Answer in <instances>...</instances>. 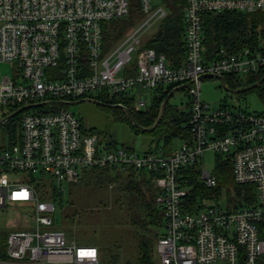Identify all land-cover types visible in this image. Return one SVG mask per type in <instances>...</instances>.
I'll return each instance as SVG.
<instances>
[{
	"label": "built area",
	"instance_id": "1",
	"mask_svg": "<svg viewBox=\"0 0 264 264\" xmlns=\"http://www.w3.org/2000/svg\"><path fill=\"white\" fill-rule=\"evenodd\" d=\"M261 9L264 0H184L186 55L174 67L163 53L143 45L144 32L168 12L164 2L140 0V17L102 53L101 22L125 17L129 0H0V65L16 67L14 77L0 73V125L20 113L15 142L0 149V211L18 214L0 264H103L100 254L96 261L78 258V250L96 246L78 245L64 231L45 228L53 223L62 184L102 167L158 173L156 201L164 226L154 264H264V109L211 108L200 97L208 76L248 81L260 75L252 85L261 86L264 103V44L220 47L211 57L203 47L204 13ZM184 84L189 137L168 151L156 146L138 152L107 142L84 128L66 103L96 99L125 109L132 98L136 109H144L143 89ZM205 151L230 155L234 181L253 186L251 202L232 209L210 200L184 208L187 189L180 186L179 171L201 163ZM45 177L52 187L41 185ZM199 178L206 187L216 184L214 171L202 166Z\"/></svg>",
	"mask_w": 264,
	"mask_h": 264
},
{
	"label": "trees",
	"instance_id": "2",
	"mask_svg": "<svg viewBox=\"0 0 264 264\" xmlns=\"http://www.w3.org/2000/svg\"><path fill=\"white\" fill-rule=\"evenodd\" d=\"M161 1L166 5L168 12L158 22L155 32L143 39V45L163 53L167 64L176 67L182 63L186 55L182 11L184 0ZM139 17L140 12L136 13L135 9L129 7L125 17L102 21V53L108 52L113 45L120 41L128 28ZM203 34V47L207 57L214 56L220 47L234 50L244 45L255 47L264 44V9L255 12L238 10L206 12L203 14ZM259 79L260 75L252 76L246 82L254 83ZM224 82V86L234 88L239 86L241 81L233 76L225 75ZM173 88L174 85H164L154 89L144 109H136L132 98L127 99L124 103L125 109L118 105L112 107L114 113L117 110L120 112L119 119L125 121L134 133L150 136L149 148L162 146L168 151L174 145L175 140L189 137L188 101L186 107L181 109L170 102L172 93L163 113H161L162 101ZM178 89L185 91V88ZM118 99H114L113 102H117ZM19 117L20 113L15 114L1 124L2 126L6 125V131L9 133L5 146L15 142L18 135L17 120ZM158 117H160L158 123L152 129H148L154 125ZM134 122L146 129H139ZM112 142L114 141L112 140ZM214 160L213 171L216 176V184L213 187H206L201 182L199 178L200 161L180 169L178 177L180 186L187 189L183 200L186 210H194L196 205L210 200L223 201L227 208L233 209L243 203L251 202L254 198L252 185H241L234 181L229 154H214ZM157 174L132 168L117 170L112 167H102L84 170L77 181L69 182L76 187L80 185L90 188L100 187L103 192H106L99 202L107 207L111 204L117 210L119 226L124 227L123 229L134 244L137 257L135 264H154L155 244L163 232V210L156 201L159 193V189L155 185ZM243 190L245 193L241 194ZM51 195L54 196L52 190ZM73 215L75 214L73 213ZM67 217L69 218V216ZM6 235V229L0 232V257L6 254ZM103 259V264L122 262L115 253L110 254L107 263Z\"/></svg>",
	"mask_w": 264,
	"mask_h": 264
},
{
	"label": "rangeland",
	"instance_id": "3",
	"mask_svg": "<svg viewBox=\"0 0 264 264\" xmlns=\"http://www.w3.org/2000/svg\"><path fill=\"white\" fill-rule=\"evenodd\" d=\"M162 3L160 0H152L153 4ZM140 0H129L130 9L139 11ZM157 24L153 23L145 32L144 38L155 32ZM16 67L12 62L2 63L0 73L15 76ZM242 79L237 89L251 86ZM200 97L209 103L211 108H217L221 104L247 108L248 110H262L264 103L261 99V86L250 88L244 92L234 93L224 86L222 81L213 76H208L201 82ZM143 93L150 99L153 90L143 89ZM74 100L68 107L82 121L84 128L90 129L107 142L124 144L140 151H146L150 147V136L143 133H134L129 125L119 119L120 112L114 113L113 105H104L96 99ZM188 97L184 90H175L170 102L179 108H185ZM8 139L6 125H0V147L6 145ZM174 141V146L179 144ZM215 165L214 154L205 151L201 156L200 166L213 170ZM22 173H18V176ZM37 173L36 177H40ZM42 186L52 187L49 178L45 177ZM62 193L55 198V210L52 213L53 223L46 229H60L64 231L67 240H73L78 245L96 246L99 254L106 263L110 254L115 253L124 264L136 263V250L132 240L126 234L124 227H120L117 210L111 204L104 206L99 202L103 198L102 188H90L85 185L78 187L69 182L62 184ZM51 195V191H50ZM208 201H205L206 203ZM73 213L75 215H73ZM18 214L13 211H0V232L12 230L16 227L11 224ZM69 216V218L67 217ZM103 259V260H104Z\"/></svg>",
	"mask_w": 264,
	"mask_h": 264
},
{
	"label": "water",
	"instance_id": "4",
	"mask_svg": "<svg viewBox=\"0 0 264 264\" xmlns=\"http://www.w3.org/2000/svg\"><path fill=\"white\" fill-rule=\"evenodd\" d=\"M217 78H219V79L222 81V83L225 84V82H224V77H222V76H217ZM262 80H263V79H261V80L259 81V83H260ZM185 85H186V84L181 85V86H179V87H174V88H173V89H172V90H171V91L165 96V98L163 99L162 104H161V113H163V111H164V109H165V106H166V103H167V101L169 100L171 94H172L175 90H177L178 88H183ZM254 85H255V84H253V85H251V86H254ZM247 88H248V87H244V88H241V89H231V88H228V89H229L230 91L234 92V93H240V92H244L245 90H247ZM77 101H79V100H77ZM61 102H63V101H61ZM73 102H74V100H73V101H66L67 104H72ZM99 103H100V102H99ZM24 108H26V107L23 106V107L19 108L18 110H16V111H14L13 113H11V115H13V114H15V113L21 111V110L24 109ZM159 118H160V117H158L157 120L155 121L154 125H153L152 127L148 128V129H152V128L158 123ZM133 121H134V120H133ZM134 123H135V122H134ZM135 125H136L139 129H142V130L146 129V128H144V127H141V126L138 125L137 123H135Z\"/></svg>",
	"mask_w": 264,
	"mask_h": 264
},
{
	"label": "clouds",
	"instance_id": "5",
	"mask_svg": "<svg viewBox=\"0 0 264 264\" xmlns=\"http://www.w3.org/2000/svg\"><path fill=\"white\" fill-rule=\"evenodd\" d=\"M81 253H92V255H81ZM78 258L80 260H90V261H96L98 260L99 257V250L96 248H91V249H80L78 250Z\"/></svg>",
	"mask_w": 264,
	"mask_h": 264
},
{
	"label": "snow or ice",
	"instance_id": "6",
	"mask_svg": "<svg viewBox=\"0 0 264 264\" xmlns=\"http://www.w3.org/2000/svg\"><path fill=\"white\" fill-rule=\"evenodd\" d=\"M23 197L26 198L27 197V193L23 194ZM81 255H92V253H81Z\"/></svg>",
	"mask_w": 264,
	"mask_h": 264
},
{
	"label": "flooded vegetation",
	"instance_id": "7",
	"mask_svg": "<svg viewBox=\"0 0 264 264\" xmlns=\"http://www.w3.org/2000/svg\"><path fill=\"white\" fill-rule=\"evenodd\" d=\"M238 87V86H237ZM237 87L231 88V89H237Z\"/></svg>",
	"mask_w": 264,
	"mask_h": 264
},
{
	"label": "crops",
	"instance_id": "8",
	"mask_svg": "<svg viewBox=\"0 0 264 264\" xmlns=\"http://www.w3.org/2000/svg\"><path fill=\"white\" fill-rule=\"evenodd\" d=\"M151 97V96H150Z\"/></svg>",
	"mask_w": 264,
	"mask_h": 264
}]
</instances>
